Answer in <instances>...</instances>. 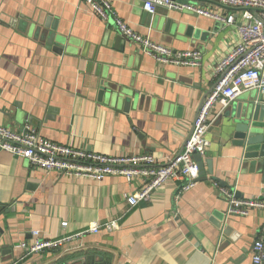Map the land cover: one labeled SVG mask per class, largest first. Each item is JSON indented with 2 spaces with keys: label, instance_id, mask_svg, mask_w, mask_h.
Wrapping results in <instances>:
<instances>
[{
  "label": "crops",
  "instance_id": "obj_1",
  "mask_svg": "<svg viewBox=\"0 0 264 264\" xmlns=\"http://www.w3.org/2000/svg\"><path fill=\"white\" fill-rule=\"evenodd\" d=\"M111 3L133 30L175 50L198 49L202 64L157 62L121 36L113 17L104 20L84 0H0V125L18 131L32 125L55 142L107 155L150 153L164 164L183 150L215 83L214 66L238 33L193 11L158 7L152 15L143 0ZM196 5L233 11L213 2ZM48 19L65 45L61 54L46 42L54 31L46 30ZM21 20L27 22L24 31ZM190 25L193 36L187 34ZM202 31L210 32L206 40ZM125 94L138 97L128 110ZM257 95L249 90L236 101H255ZM221 112L216 104L204 157L207 178L188 191H180L179 180H168L150 201L134 207L126 195L140 188L139 180L47 172L0 150V264H49L85 254L96 256L94 264H251L254 243L264 235V208L227 216L221 187L240 198L264 199V169L246 165L224 132L227 117L217 124ZM110 220L118 221L116 229L102 228L60 249L27 254L21 247L35 242L36 230L55 239Z\"/></svg>",
  "mask_w": 264,
  "mask_h": 264
},
{
  "label": "built area",
  "instance_id": "obj_2",
  "mask_svg": "<svg viewBox=\"0 0 264 264\" xmlns=\"http://www.w3.org/2000/svg\"><path fill=\"white\" fill-rule=\"evenodd\" d=\"M104 20L115 19L120 34L136 44L143 52L164 65L198 67L203 54L196 48L175 50L168 45L156 42L131 28L114 9L111 0H84ZM235 10L221 14L180 0H143L144 9L155 14L158 7L170 10H188L211 17L224 25L235 26L238 41L214 66L215 83L204 100L194 120L193 130L186 140L183 150L166 163L160 164L150 153L129 156L107 155L88 151L69 144H60L43 136L37 128L26 125L21 131L0 125V150L24 157L37 168L47 172L103 180L108 175H122L129 183L139 180L140 188L126 195L130 207L143 201H150L155 189L168 180H179L180 191L193 188L200 175L195 155L205 157L210 146L208 130L213 123L212 110L216 104L221 111L229 107L244 92H257L256 102L264 99V0H209ZM218 186V185H217ZM228 200L226 215L248 216L254 209L264 208L262 198H240L235 190L221 187ZM67 226L68 222H62ZM117 220L94 222L85 230L60 238H43L41 232H33L35 242L23 241L21 247L27 254L60 249L72 240L86 234L98 233L102 228L116 229ZM2 250L0 249V256ZM251 264H264V235L259 236L253 246Z\"/></svg>",
  "mask_w": 264,
  "mask_h": 264
},
{
  "label": "water",
  "instance_id": "obj_3",
  "mask_svg": "<svg viewBox=\"0 0 264 264\" xmlns=\"http://www.w3.org/2000/svg\"><path fill=\"white\" fill-rule=\"evenodd\" d=\"M183 3L194 2L195 4L212 2L209 0H180ZM217 3V2H213ZM219 4V3H217ZM223 8L235 10V8L224 6L219 4ZM36 21V20H35ZM26 21H20V28L24 31L26 26ZM219 21H217L216 26L219 25ZM171 24V20H168L166 31H169V27ZM45 28H52L54 31L47 34L46 42L49 46H51L54 51L58 53H63L65 45L62 42H59V38L56 37V22L53 21L51 24L49 23V19L46 21ZM217 29V28H216ZM194 27L188 26L187 34L193 36ZM39 34V30H35V35ZM43 37L45 33L42 34ZM210 35L209 31H202L201 37L203 40L207 39V36ZM122 36V35H121ZM122 37H118L116 40V44H120ZM108 88V87H107ZM212 89V88H211ZM211 89L204 95L203 100L201 102L200 108L210 93ZM106 92V87H102L100 90V95H104ZM119 96L113 95L112 100L117 101L116 98ZM140 97V96H139ZM134 94H125V108L128 110L131 103L137 99ZM142 98V97H140ZM120 99V98H119ZM199 108V110H200ZM227 117V121L224 124V132L229 136L230 143L232 146L240 150L242 158L245 160L246 165L252 166L254 169L260 170L264 169V101H247V102H239L235 101L229 107L224 109L221 114L217 118V124H220L223 118ZM196 160L199 164L200 175L198 180H204L207 178V173L205 170V159L203 156L197 154L195 155ZM208 170L210 173L213 172L212 169V160L208 159ZM197 180V181H198ZM220 181V180H217ZM223 185V184H222ZM0 231L2 229L0 227ZM227 232V231H226ZM63 257L62 260H58L54 263L49 264H94L95 255L93 254H85L81 256L75 257Z\"/></svg>",
  "mask_w": 264,
  "mask_h": 264
},
{
  "label": "rangeland",
  "instance_id": "obj_4",
  "mask_svg": "<svg viewBox=\"0 0 264 264\" xmlns=\"http://www.w3.org/2000/svg\"><path fill=\"white\" fill-rule=\"evenodd\" d=\"M220 11H221L222 13H224V12H225V11H224V9H221Z\"/></svg>",
  "mask_w": 264,
  "mask_h": 264
}]
</instances>
